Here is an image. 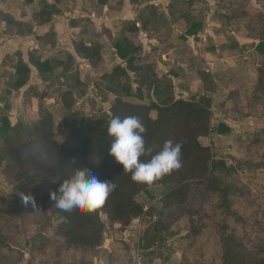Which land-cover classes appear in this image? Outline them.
<instances>
[{
  "label": "trees",
  "instance_id": "trees-1",
  "mask_svg": "<svg viewBox=\"0 0 264 264\" xmlns=\"http://www.w3.org/2000/svg\"><path fill=\"white\" fill-rule=\"evenodd\" d=\"M34 1L25 0V3L30 5ZM60 1L54 0L56 4ZM215 1L219 3L218 21L228 27L230 32H234L233 22L253 32L252 25L256 22L247 20L251 18L246 8L248 0ZM106 2L105 0L102 3ZM56 4H46L39 12L33 13L32 17L38 26L51 23L54 16L60 13ZM198 7L199 0H173L166 14L159 6L149 4L142 9L138 20L122 22L117 38H113L107 31L115 54L126 63L125 66L118 65L100 77L104 82V89L115 98L111 115L86 117L80 110L73 108V88L84 86L78 76L71 75V69L76 65L75 56L69 54L66 58L44 57L34 50L29 52L27 64L23 55L17 53V61L12 65L14 75L6 79V96L28 86L30 66L34 67L42 78L60 70L62 75L58 78L62 83L58 95L67 108L63 121L66 136L62 141L57 139L54 116L46 107L39 110L37 119L18 120L14 124L8 116L2 115L0 165L5 164V172L9 176L18 175V167H29L24 173L28 179L26 187H30V180H40V184L33 191L37 197L44 193V201L51 206L55 218L60 222L55 236L68 247L86 252L102 250L107 227L127 228L135 219L152 215L155 208L152 207L148 211L138 201V197L144 193L149 194L150 189L155 187L163 188L158 200L170 208L173 205L185 204L190 198L192 188L204 185L210 192L218 195L220 208L232 214L229 201L232 187L225 179L235 167L229 166L226 159L216 155L211 145L205 143L214 134L228 135L233 132L223 121L216 123L211 96L216 84L214 77L207 71H195L203 83L205 94L184 99L174 87V82L181 78V68H168L166 74L159 76L157 63L144 60L143 45L138 40L141 31L146 32L151 39L161 37L164 31L172 34L174 30H178L179 39L183 44L184 57H181V60L184 61L189 57L186 55H190L193 64L195 56L185 42L187 37L202 32V11ZM2 18L7 24L17 27L19 35L34 34L33 27L15 21L11 15H2ZM70 24L74 30L83 24L80 34L88 36L89 20H75ZM257 33L253 32V35ZM253 35L251 39L255 42L257 39ZM86 37L80 36L73 41L74 51L77 57L96 67L104 58V49L99 42ZM38 39L52 48L56 46V34L53 31ZM258 40L256 51L264 56V31L260 33ZM161 41L164 42L163 39ZM228 42L232 55L240 52L241 44L234 36H231ZM252 69H255L252 73L255 84L249 95L250 109H254L256 103L264 104V65L250 67V70ZM31 88H27L26 93H29ZM243 89L231 91L225 100L217 104V112H224L229 117L237 113ZM146 91L147 98L144 96ZM43 103L45 104L44 99ZM9 109L10 104L6 102L4 111ZM251 112L250 116H253ZM130 115L140 117L147 129L145 146L150 150V154L142 159H150L151 155L162 148L166 140L172 139L183 145L182 167L151 186L134 182L131 173H124L123 166L109 155L112 138L108 135L107 128L110 120L115 117L123 119ZM258 117L262 118L261 115ZM262 124L255 132H246L240 137L245 135L246 143H262L264 121ZM240 163L238 160L237 164L244 167ZM259 166L255 168L260 169L262 165ZM85 168L90 169L100 180H114L116 190L102 206L93 211L67 213L54 207L55 202L50 194L56 192L59 196L60 182L71 177L75 169ZM41 206L45 208L44 204ZM101 214L106 216V222L102 220ZM223 264H264V257L257 252L248 251L235 235H227L223 240Z\"/></svg>",
  "mask_w": 264,
  "mask_h": 264
},
{
  "label": "rangeland",
  "instance_id": "rangeland-1",
  "mask_svg": "<svg viewBox=\"0 0 264 264\" xmlns=\"http://www.w3.org/2000/svg\"><path fill=\"white\" fill-rule=\"evenodd\" d=\"M43 3L45 4L44 1ZM256 7L258 9L253 8L251 3L246 4L251 15L247 20L256 22L252 25V31L258 32L257 35H253L243 25L238 24L235 28L243 44L242 58L231 57L224 52L220 56L223 61L215 59L211 55H204L206 48L212 49L211 43L197 42L194 49L196 60L193 59L192 64L190 55H186L189 57L184 61L181 60V56L184 57L180 53L183 46L181 43L174 46L178 42L177 35L172 37L173 41H168L169 44L144 42L143 58L157 63L159 76L166 74L169 67L173 68L175 59L185 66L188 73L181 71V78L174 82V87L184 99L205 94L203 83L194 74L195 71H216V84L211 95L212 110L215 112L216 123L223 121L233 132L228 135L214 134L205 143L211 145L216 155L226 159L229 166L235 167L225 179L232 187L229 197L232 214L220 208L218 195L210 192L204 185L193 187L185 204L170 208L158 200L163 188L155 187L150 189L149 194L144 193L138 197V201L148 211L155 208L152 215L135 219L127 228L107 227L102 250L86 252L68 247L55 236L60 222L55 218L51 206L44 201V193L37 197L33 191L40 180H30V187H26L28 179L24 173L30 168L18 167L19 174L9 176L3 164L0 165V264H223V240L227 235H235L248 251L257 252L264 257V139L257 144L251 141L246 143L245 135L240 137L246 132H255L264 121V104L256 103L254 109L249 108V95L255 84L252 74L255 69L250 70V67L264 65V56L256 54L253 44L259 41L258 36L264 31V0H258ZM81 12L74 8L73 14ZM214 13L215 11L211 15ZM82 25L75 30L71 29L72 33H66L60 44L70 49V38L83 36L80 34ZM213 29L216 32V44L222 45L227 38V29L221 26ZM203 34L204 30L198 34L200 38L190 36L186 38V42L202 41ZM251 35L256 37L255 42ZM88 37L101 43L104 58L96 67H92L87 61L76 59L71 75L78 76L84 86L73 88V108L80 110L86 117H103L111 115L115 98L104 89V82L100 77L126 63L117 57L108 37L99 38L94 30ZM163 37L167 38V35L164 34ZM69 54L62 50L60 57L66 58ZM32 70L28 86L19 92H11L10 96L5 93V79L14 74L0 73V117L8 116L13 124L18 120H35L39 110L46 107L54 116L57 139L62 141L66 136L63 121L67 108L58 95L62 83L58 78L62 75L61 71L57 70L47 78H42L35 68ZM30 86L31 91L26 93ZM238 88H244L241 90L238 112L230 117L224 112H217V104ZM144 96L148 97L147 91ZM6 102L10 104L8 111H4ZM250 112L253 116H250ZM238 160L244 167L237 164ZM259 165H262L261 168L256 169ZM20 192L34 198L35 208L31 201L27 205L23 203L18 195ZM101 218L107 221L104 214H101Z\"/></svg>",
  "mask_w": 264,
  "mask_h": 264
},
{
  "label": "crops",
  "instance_id": "crops-1",
  "mask_svg": "<svg viewBox=\"0 0 264 264\" xmlns=\"http://www.w3.org/2000/svg\"><path fill=\"white\" fill-rule=\"evenodd\" d=\"M5 1L7 0H0V73L10 72L14 74L15 70L12 65L14 64V62L17 61V53H21L23 55V59L27 64H28L29 52L34 50L44 57L49 53L51 55H47L48 57L60 56L62 55V50H65L71 55L75 56L76 59L83 60L77 57L74 51L73 41L76 39V37L72 36V39L70 38L72 45L70 49L65 48L63 44L62 45L60 44L62 40H64V37L67 35L66 33L68 32L72 33L71 29L73 28L71 27L70 24L71 21L89 20L90 30L88 36H91V31L94 30L99 38L108 37L107 31L112 35L113 38H117L120 34V27L122 22L138 20L139 16L141 15V11L145 6L149 4L159 6L160 10L164 11L167 14L168 6L173 0H106L107 2L104 4L102 2L105 0H61L60 3L58 4H56L54 0H35L33 4L30 5H27L25 3V0H8V2ZM43 1L45 2V4L43 3ZM232 1L239 2L243 0H232ZM248 1L249 3H251L253 8L258 9V7H256V3L258 2V0H248ZM41 3H43V5H40ZM46 4H51V5L56 4L57 9L60 11V13L54 16L51 23L43 26H38L35 23L32 15L33 13L39 12ZM218 7H219V3L215 0H199L198 8L199 10L202 11L201 21H202V30H204V34H203L204 39H202V41L190 40L185 43L187 47L192 51V54L194 56L196 55L194 49L197 45V42L199 43L209 42L213 45L215 50L209 49V47L205 49L204 45L202 44L203 49H205L204 55L206 54L211 55L215 59L223 61L220 58V56L222 53L226 52L231 57L241 56L242 58V54L244 51L243 44L240 41L241 37H239L236 34V30H235L236 25L238 24L236 22H233L232 25L234 27V32H230V29H228V27H226L222 22L218 21V17H217ZM74 8L82 11L81 13L78 14L79 16L77 15V13L73 14ZM213 11H215V13L214 15H211V13L213 14ZM2 15H11L15 21L33 27L34 34L26 33L24 35H19L18 33L19 29L15 26L7 24L5 19L2 18ZM218 26L219 28L221 26V28L225 27L227 29L226 31L227 38H225V42L222 45H217L215 42L216 32L214 33L213 28ZM209 29L211 32L208 31ZM14 30H16L15 34H14ZM51 31L55 32L56 34L55 48L43 44L38 39V37L43 38ZM205 31H208V33H205ZM164 34L167 35V38L163 37ZM174 35H177L178 42H175L174 44V46H177L178 43H181V40L179 39L180 32L178 30H174L172 34L167 33V31H164L161 33V37H156L151 39L148 38L146 32L141 31L138 40L143 45V49H144L145 40L146 42L149 43L156 42V43L169 44L170 41H173L172 37ZM219 35L220 33L217 34V36ZM86 36L87 35H83L82 37H86ZM88 36L86 37L87 39L90 38ZM196 36H197L196 38H200V36L198 35ZM231 36H234L236 40L239 42V44H241L239 49L240 52L236 53L235 55H232L228 47L229 44L228 39ZM161 39H163L164 42H162ZM258 43L259 41L255 43V51ZM181 46H183L182 43ZM182 51H183V47H181L180 53H183ZM256 54H258L257 51ZM9 59L11 62L9 61ZM241 61L243 62V59H241ZM172 67H180L181 71L184 74L188 73V71L184 69L185 66H183V64L181 65L179 61H176V59H175V64L172 65ZM32 68L34 67L30 66L31 75L33 74ZM190 69L192 68L190 67ZM206 71L209 72L214 77V80H216L215 77L216 71L213 72L212 70H206ZM36 72L38 73L37 70ZM195 73L196 72H194V74Z\"/></svg>",
  "mask_w": 264,
  "mask_h": 264
},
{
  "label": "clouds",
  "instance_id": "clouds-1",
  "mask_svg": "<svg viewBox=\"0 0 264 264\" xmlns=\"http://www.w3.org/2000/svg\"><path fill=\"white\" fill-rule=\"evenodd\" d=\"M146 131L142 119L135 115L112 118L107 128L112 138L109 155L123 166L124 173H131L134 182L151 186L182 167L183 145L172 139L166 140L158 152L144 160L142 157L150 154L145 146ZM116 187L114 180H100L90 169H75L71 177L60 182L59 196L56 192L50 196L55 202L54 207L63 212L93 211L106 202ZM18 195L25 205L31 201L35 208L32 196L23 192Z\"/></svg>",
  "mask_w": 264,
  "mask_h": 264
}]
</instances>
